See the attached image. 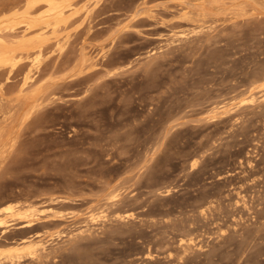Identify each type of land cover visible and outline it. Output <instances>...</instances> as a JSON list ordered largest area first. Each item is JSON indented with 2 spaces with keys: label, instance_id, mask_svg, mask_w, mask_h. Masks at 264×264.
<instances>
[{
  "label": "rangeland",
  "instance_id": "1",
  "mask_svg": "<svg viewBox=\"0 0 264 264\" xmlns=\"http://www.w3.org/2000/svg\"><path fill=\"white\" fill-rule=\"evenodd\" d=\"M257 1L69 0L25 59L40 60L43 99L7 124L0 156V210L37 220L0 249L22 235L38 249L0 264H264ZM26 3L0 5V21ZM25 70L0 89L1 125Z\"/></svg>",
  "mask_w": 264,
  "mask_h": 264
},
{
  "label": "bare ground",
  "instance_id": "2",
  "mask_svg": "<svg viewBox=\"0 0 264 264\" xmlns=\"http://www.w3.org/2000/svg\"><path fill=\"white\" fill-rule=\"evenodd\" d=\"M13 1L14 0H0V5L2 7L3 5L4 6L8 5ZM258 1L261 2V4L259 3L260 5L264 6L263 5L264 0H258ZM40 2H44L47 5L45 13H43L41 17L38 16L39 19H37L38 17L37 18L26 17L27 15L31 14L32 12L31 9L36 8V6L40 4ZM218 2L219 0H196L194 5H196L198 9H200L202 12L205 13L206 10L217 6L219 4ZM253 2L255 3V0H253ZM182 4L183 3H181L180 5ZM67 6H69V0H27L26 7L22 12L23 15H25L24 16L25 18L23 20L17 22L8 21L4 23L1 22L2 20L0 21L1 22L0 23V78L2 77L4 80L3 82L0 81V89H2L3 86L8 88V86L10 85L8 84V82L16 76L17 72L23 68L26 69L25 73H23V75L21 74L22 77L20 78V80H18L17 83L14 84L16 86L15 88L16 92L14 96L12 98H9V100H6L9 103V106L7 113L3 116L1 120L3 124L2 125L0 124V156L6 153L7 151L6 140H5V137L8 135V130L6 128L7 124L17 119L18 120L23 119L25 115L32 114V112L35 111V108L40 105L39 99L42 97V93L44 90L43 89L45 86L44 81L40 80L39 75H36L37 70L33 71L34 66H36L35 61H40V60L36 58L34 61L31 60L30 63H25L26 62L25 59L27 58V55L30 50L37 49L38 52L41 50L42 45L45 43L47 39L44 35L45 33L44 30L47 27H50L52 32H54L56 27L61 22L65 23L69 19V17L72 14H74V12L66 14L65 8ZM1 7L0 9L3 8ZM221 7L222 5L220 4V8ZM211 10H209V12ZM222 10L223 9L221 8V11ZM187 11L184 10V12ZM213 12H217V11L214 10ZM84 16L85 15H83V17ZM21 22H23L24 25L21 27V29H19L18 23ZM81 55L82 54H80V56ZM82 57L84 56H81V58ZM81 58L79 59L81 60ZM38 66L36 68H38ZM78 70H75L74 68V71H78ZM78 72H80V70ZM38 74H40V70ZM1 83L3 84L2 86ZM12 87L10 88L12 89ZM9 208L10 207L7 208L5 207V209L3 208L0 210V233H4L6 237L11 236L9 234V231L15 226H18V228L21 227V229L17 231L20 233L22 232V234L23 232L30 233V231H32L33 229L35 230L37 226V220L36 218H34V214L31 211H28L26 208L19 209L17 206L18 209L15 212H10V215H8V217L10 218H7V215H5L4 213H6L7 212L6 209ZM17 231L15 230L13 233H17ZM22 236L18 240L15 239L13 241L14 243L12 244L14 245L12 246L11 244L12 247H8V248L5 247V249H0V262L4 263L5 261L8 262L14 261L22 250H30L31 252L35 250L37 251L38 247L37 244H35L36 242L34 243L30 240L26 241L27 240L26 238H25L26 239L25 242H23L24 238ZM8 238L10 239V237ZM36 241H38V243L40 242V240H36ZM1 245L2 244L0 243V246ZM180 259L182 260V257L178 258V260Z\"/></svg>",
  "mask_w": 264,
  "mask_h": 264
}]
</instances>
